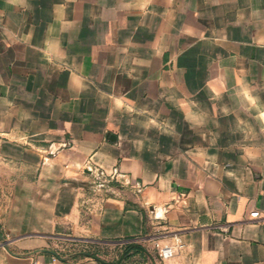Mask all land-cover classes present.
<instances>
[{
    "label": "crops",
    "instance_id": "obj_1",
    "mask_svg": "<svg viewBox=\"0 0 264 264\" xmlns=\"http://www.w3.org/2000/svg\"><path fill=\"white\" fill-rule=\"evenodd\" d=\"M41 250L264 264V0H0V264Z\"/></svg>",
    "mask_w": 264,
    "mask_h": 264
},
{
    "label": "built area",
    "instance_id": "obj_2",
    "mask_svg": "<svg viewBox=\"0 0 264 264\" xmlns=\"http://www.w3.org/2000/svg\"><path fill=\"white\" fill-rule=\"evenodd\" d=\"M116 176H109L107 178H102L100 175L98 176V178L96 179L95 185L97 186L98 189L102 190V191H108L109 190V184H111V182L113 180H115ZM123 184L124 185H128V182L123 179ZM259 215L258 212H253L250 213V218H257ZM154 247L158 253V258L161 261H166L169 260L171 258L174 257V255L176 254V252L179 249H182V244H180L179 242H175V244L170 245V246H160L157 242L154 244ZM59 262V258L56 255H51L49 261L46 264H57ZM33 264H42L39 261H34Z\"/></svg>",
    "mask_w": 264,
    "mask_h": 264
},
{
    "label": "trees",
    "instance_id": "obj_3",
    "mask_svg": "<svg viewBox=\"0 0 264 264\" xmlns=\"http://www.w3.org/2000/svg\"><path fill=\"white\" fill-rule=\"evenodd\" d=\"M140 250V247L135 246L134 244H126L123 248L124 257L129 255L130 252L135 253Z\"/></svg>",
    "mask_w": 264,
    "mask_h": 264
},
{
    "label": "water",
    "instance_id": "obj_4",
    "mask_svg": "<svg viewBox=\"0 0 264 264\" xmlns=\"http://www.w3.org/2000/svg\"><path fill=\"white\" fill-rule=\"evenodd\" d=\"M88 173V172H85ZM41 253H46V254H52L51 252L47 251V250H41L39 251ZM53 255V254H52ZM85 257L91 258L93 260L99 261V259H97L96 257L92 256V255H88V254H83Z\"/></svg>",
    "mask_w": 264,
    "mask_h": 264
}]
</instances>
